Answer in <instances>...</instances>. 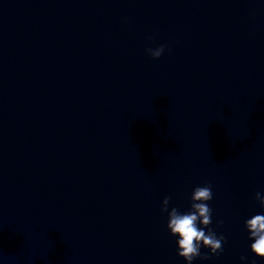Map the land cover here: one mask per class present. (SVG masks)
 Wrapping results in <instances>:
<instances>
[{
  "label": "water",
  "instance_id": "95a60500",
  "mask_svg": "<svg viewBox=\"0 0 264 264\" xmlns=\"http://www.w3.org/2000/svg\"><path fill=\"white\" fill-rule=\"evenodd\" d=\"M0 264H264V0H0Z\"/></svg>",
  "mask_w": 264,
  "mask_h": 264
}]
</instances>
